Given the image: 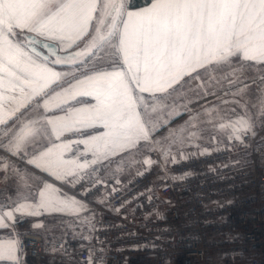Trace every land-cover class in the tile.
<instances>
[{"label":"snow or ice","instance_id":"1","mask_svg":"<svg viewBox=\"0 0 264 264\" xmlns=\"http://www.w3.org/2000/svg\"><path fill=\"white\" fill-rule=\"evenodd\" d=\"M261 133L264 0H0V264H28L23 236L54 215L87 259H72L67 233L45 236L46 253L107 264L108 227L90 203L134 219L123 210L151 205L154 187L113 198L154 167L164 190L197 175L170 166L214 154L260 152L264 167ZM250 156L220 167L246 170Z\"/></svg>","mask_w":264,"mask_h":264},{"label":"built area","instance_id":"2","mask_svg":"<svg viewBox=\"0 0 264 264\" xmlns=\"http://www.w3.org/2000/svg\"><path fill=\"white\" fill-rule=\"evenodd\" d=\"M245 151H251L250 159L253 161L246 170L238 166L220 167L221 163L237 160ZM259 156L260 152L240 149L170 166L171 173L193 171L197 175L174 185L167 181V190L162 189L157 180L159 168L154 167L143 177L133 176V183L123 194L115 195L114 204L118 206L121 199H130L150 185L159 197L151 205L146 204L143 197L129 204L123 211L134 212V219L129 214L128 219L124 220L103 206L90 203L103 214L108 227L107 231L98 233L104 241L107 264H264V167L259 163ZM153 158L159 157L154 155ZM210 164L218 167L217 173L208 171ZM2 186L0 184V188ZM229 199L234 203L223 208L213 203ZM165 200L172 203H165ZM141 204L143 208L139 207ZM152 209H158L166 219H157L155 215L145 219V213ZM18 227L23 231L30 226L25 222ZM31 232L33 234L23 236L28 264H49L53 258L56 264H61V261L68 264L65 257H53L51 252L46 253L42 234L35 230ZM129 232L137 233V236L129 237ZM157 236L161 239L156 241L155 249L133 250L129 247ZM227 237H231V240ZM30 240H35L36 245L29 244ZM78 243L67 239L69 255L74 260H86L87 252H80ZM37 248V254L33 255ZM233 251L242 255L233 258Z\"/></svg>","mask_w":264,"mask_h":264},{"label":"crops","instance_id":"3","mask_svg":"<svg viewBox=\"0 0 264 264\" xmlns=\"http://www.w3.org/2000/svg\"><path fill=\"white\" fill-rule=\"evenodd\" d=\"M128 178H129L128 176H125L122 179L127 180ZM65 190L67 191V189H65ZM65 218L68 219L67 217H61L58 215L41 218L44 220L45 228L49 227V230L47 229L45 231V228L44 229H36L37 230L36 232H38V230H40L39 233L42 232L41 234L44 238H45V236L60 238V237H63L65 235V233H67V239H71V233L67 229H63L64 232H61V234L58 231H56V228L58 229L59 227H62V226L66 227V222L68 220L66 221Z\"/></svg>","mask_w":264,"mask_h":264},{"label":"rangeland","instance_id":"4","mask_svg":"<svg viewBox=\"0 0 264 264\" xmlns=\"http://www.w3.org/2000/svg\"><path fill=\"white\" fill-rule=\"evenodd\" d=\"M90 207H92L91 204H90ZM92 208H93V207H92ZM65 220L67 221L68 219L65 218ZM47 229L49 230V227H46V228H45V231H46ZM63 229H67V228L62 226V227H59L58 229L56 228V231H58V232L61 234V232H64ZM67 230H68V229H67ZM35 231H37V230L35 229ZM68 231H70V230H68ZM39 232H40V230H38V233H39ZM41 233H42V232H41ZM41 233H40V234H41ZM70 233H71V231H70Z\"/></svg>","mask_w":264,"mask_h":264}]
</instances>
